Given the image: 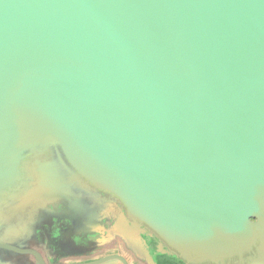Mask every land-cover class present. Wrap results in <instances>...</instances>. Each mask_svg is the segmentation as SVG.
Masks as SVG:
<instances>
[{
    "label": "water",
    "instance_id": "obj_1",
    "mask_svg": "<svg viewBox=\"0 0 264 264\" xmlns=\"http://www.w3.org/2000/svg\"><path fill=\"white\" fill-rule=\"evenodd\" d=\"M82 185L177 264H264V0H0V229Z\"/></svg>",
    "mask_w": 264,
    "mask_h": 264
},
{
    "label": "flooded vegetation",
    "instance_id": "obj_2",
    "mask_svg": "<svg viewBox=\"0 0 264 264\" xmlns=\"http://www.w3.org/2000/svg\"><path fill=\"white\" fill-rule=\"evenodd\" d=\"M30 183L32 184V181ZM99 193L104 197L106 205H100L98 211L102 214L107 212L108 219L106 220L103 218L98 223H94L92 225L89 224V227L85 228L86 231L84 233H77L74 236L81 237L84 239L83 243H86L89 246V250L83 252H81L82 247H78V253H75L78 254V260L67 261L64 263L63 261L56 259L54 256H50L47 251L48 241L49 238H51L49 224H52L51 226L53 229V225L56 223V221H58V219L55 217L57 212L52 208L57 206L55 203L53 206L50 204V202L57 200L59 203L64 200L66 196L55 199L51 197L52 195L49 196V194H45L44 192L40 193L37 203L28 204L18 209L16 214L11 216L13 219L10 221V223H7V225L1 227L0 231L3 234H7V231L15 230L17 234L13 235L10 240L21 247H28L36 250L45 264L85 263L104 256L112 255H119L126 261L127 264H130L127 257L128 252L124 251L123 249L121 250L117 245L114 246L113 250L106 254H100L98 252L101 248L98 242L100 238H102V225L114 226L119 223L125 230L134 235L133 237L135 238L136 244L139 248L138 253H135L134 256L141 262V264H177L175 255L169 251L168 247L154 233L146 229L144 226L136 225L123 219L119 213L120 205L118 204L117 200L111 196L102 194L101 192ZM50 199H52V201ZM94 204L95 203H93V205ZM89 206L91 207V205ZM63 229H67V227L65 226ZM72 235L73 234H71V236ZM128 249L133 250V248L129 246ZM19 255L15 257L13 261L15 262L14 264H25L24 259H20ZM28 256L34 261L33 264H39L34 256ZM13 262H11V264H13ZM99 264L124 263L118 259L112 258Z\"/></svg>",
    "mask_w": 264,
    "mask_h": 264
},
{
    "label": "rangeland",
    "instance_id": "obj_3",
    "mask_svg": "<svg viewBox=\"0 0 264 264\" xmlns=\"http://www.w3.org/2000/svg\"><path fill=\"white\" fill-rule=\"evenodd\" d=\"M73 188L74 186H69L68 188L64 187L60 189V191L62 189L66 190L68 194L65 198L66 200L64 199L59 203L57 200L50 202L53 206L55 204L57 206L52 208L57 212V214L55 213V217L58 221L53 225V229L52 224H49L51 238L48 241L47 251L50 256H54L64 263L79 259L78 254H75L78 253V247H82L81 252L89 250V246L83 243L84 239L74 236L77 233H84L86 225L98 223L103 218L108 219L107 212L102 214L98 211L100 205L105 206L106 202L97 190L88 185H82L79 190ZM74 190L79 191V193H75ZM50 200L52 201V199ZM92 201L95 203L94 205ZM65 226L67 229H63ZM71 234L73 235L71 236ZM19 258L24 259L25 264L34 263L28 255H19Z\"/></svg>",
    "mask_w": 264,
    "mask_h": 264
},
{
    "label": "crops",
    "instance_id": "obj_4",
    "mask_svg": "<svg viewBox=\"0 0 264 264\" xmlns=\"http://www.w3.org/2000/svg\"><path fill=\"white\" fill-rule=\"evenodd\" d=\"M89 225H86L85 228H88ZM102 238H100L98 244L101 246L98 251L100 254H106L109 251L114 249V246L117 245L121 250L128 252L127 257L130 264H141V262L134 256L135 253H138L139 248L136 244L134 237H131L129 232L125 230L122 225L116 224L114 226H104L102 225L101 229ZM132 247V249H128Z\"/></svg>",
    "mask_w": 264,
    "mask_h": 264
}]
</instances>
